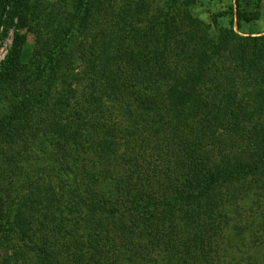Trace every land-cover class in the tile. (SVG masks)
Segmentation results:
<instances>
[{
    "label": "trees",
    "instance_id": "1",
    "mask_svg": "<svg viewBox=\"0 0 264 264\" xmlns=\"http://www.w3.org/2000/svg\"><path fill=\"white\" fill-rule=\"evenodd\" d=\"M263 1L207 22L201 0H0V23L17 20L0 61V264H225L230 238L256 225L264 240Z\"/></svg>",
    "mask_w": 264,
    "mask_h": 264
},
{
    "label": "rangeland",
    "instance_id": "2",
    "mask_svg": "<svg viewBox=\"0 0 264 264\" xmlns=\"http://www.w3.org/2000/svg\"><path fill=\"white\" fill-rule=\"evenodd\" d=\"M47 1H56V0H47ZM228 0H201V2L197 5L195 10L197 16L204 21L210 22V15L217 14L226 9ZM9 11V7L6 8ZM262 20H260L256 27L257 29H263L264 27V1L261 3ZM0 23V61L3 59L6 54L8 48L12 43L13 35L17 29V20L14 18L9 19L8 15L4 14ZM25 35V44L22 52V60L26 62L34 49L35 46V36L28 32H23ZM85 41L80 38L76 41L78 44H83ZM80 57L77 55L74 63V73L76 81L82 80L84 76V64L83 61L79 60ZM80 80V81H81ZM23 169L20 170L21 173H26L25 169L30 168V165H20ZM13 171L15 169H12ZM12 171V183H13V191L12 198L14 199V203L19 204L23 200L27 199L26 190H24L25 185L23 184V180L21 177L15 176V173ZM253 235H246L245 237L236 238L235 240L230 238L228 240V244L232 243V258L230 257L228 260H225V264H264V240L261 238V234L257 231L256 225L254 227ZM253 236V237H252ZM251 237V238H250Z\"/></svg>",
    "mask_w": 264,
    "mask_h": 264
}]
</instances>
